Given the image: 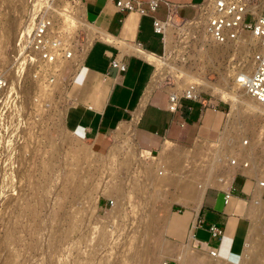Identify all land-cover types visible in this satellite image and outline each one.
<instances>
[{"label": "rangeland", "instance_id": "374dc122", "mask_svg": "<svg viewBox=\"0 0 264 264\" xmlns=\"http://www.w3.org/2000/svg\"><path fill=\"white\" fill-rule=\"evenodd\" d=\"M35 1L51 0H0V75L11 72L12 61L25 42L20 36L28 30L26 9ZM52 1L62 6L57 9L59 14L76 10L77 1L74 5L70 0ZM181 16L190 17L187 13ZM180 22L172 21L176 29L172 55L161 57L171 59L175 68L174 73H165L158 86L162 90L181 94L186 75L231 89L236 73L253 68L251 55L256 47L248 34L238 42L218 46L204 38L201 29L182 33L187 22ZM87 40L85 33L82 46ZM70 64L75 65V59ZM237 92L244 105H239L231 119L227 97L209 89L198 92L200 99L224 108L223 133L219 141L193 140L182 147H169L171 156L185 155L179 160L159 158L160 151L139 160L132 157L139 146L131 127L115 132L107 151L85 152L90 144L66 128L69 104L65 100H60L59 110L46 120L43 134L33 140L30 150L14 152V119L6 111L0 118V264H172L167 260L179 251L171 246L164 227L173 212L197 200L186 194L197 185L207 186L205 190L224 188L227 180L240 173L264 175V107L263 112L255 110L240 88ZM160 159L169 164L158 172ZM249 216L251 225L239 264H262L263 205ZM145 232L152 240L148 241L151 250L133 263L129 254L143 250ZM250 236L255 237L247 243ZM187 261L182 257V263ZM206 264L229 263L208 256Z\"/></svg>", "mask_w": 264, "mask_h": 264}, {"label": "crops", "instance_id": "0c3cea01", "mask_svg": "<svg viewBox=\"0 0 264 264\" xmlns=\"http://www.w3.org/2000/svg\"><path fill=\"white\" fill-rule=\"evenodd\" d=\"M82 2L85 20L92 27L88 37L91 44L66 88V128L90 144L93 151L103 153L115 132L131 127L142 150L149 156L160 151L159 158L168 160L186 158L175 153L171 156V146L182 147L193 140L219 141L226 118L221 105L182 99L178 109L171 112V93L160 87L149 90L156 72L150 57L165 54L164 38L154 31L152 16L161 22L168 17L190 20L206 0H162L152 16L145 13L148 0H133L134 8L138 6L144 13L118 12L113 0ZM183 13L190 17L182 18ZM112 61L123 62L126 70L119 72L111 66ZM251 175H234L228 188L206 189L198 201L168 217L165 233L179 251L168 262L206 264L209 248L217 250L219 260L241 262L251 225L249 212H259L256 203L264 209V190L257 184L264 175ZM226 192L232 196L224 204ZM209 225L223 231L220 241L211 239ZM182 257L188 261L182 263Z\"/></svg>", "mask_w": 264, "mask_h": 264}, {"label": "built area", "instance_id": "2783aa9c", "mask_svg": "<svg viewBox=\"0 0 264 264\" xmlns=\"http://www.w3.org/2000/svg\"><path fill=\"white\" fill-rule=\"evenodd\" d=\"M75 1L83 4L82 0H70L73 5ZM113 1L118 12L138 10L144 13L138 6L134 8L133 0ZM161 1L148 0L146 15L152 16ZM204 5L190 20L201 15L200 28L213 44L224 46L240 41L247 34L250 36L256 47L251 55L253 68L250 71L241 70L243 75L237 77L236 83L248 97L264 107V0H208V6L204 8ZM57 9H62V6L52 0L30 3L24 15V26L28 24L29 29L27 42L21 47L17 59L12 61L11 72L0 75V118L10 110L14 119V152L23 148L30 150L33 140L43 134L46 120L59 110L60 100L67 102L63 90L76 65L66 63L81 54L80 39L85 32L82 29L73 30L75 26ZM73 13L82 18L81 13ZM152 18L154 31L164 38L163 25L171 17L164 22ZM190 20H181L180 23ZM111 66L121 73L126 70L125 64L120 61H112ZM182 99L198 101L200 98L194 89L181 94L171 93L168 109L175 112ZM234 164L235 161L232 162ZM242 166L247 168L248 163ZM257 184L264 190V177ZM231 196L230 192L224 194V204ZM109 205L112 206L113 201H109ZM208 232L213 241H220L223 237V231L215 225H209ZM208 253L211 258L218 257L214 248H209Z\"/></svg>", "mask_w": 264, "mask_h": 264}, {"label": "bare ground", "instance_id": "6f19581e", "mask_svg": "<svg viewBox=\"0 0 264 264\" xmlns=\"http://www.w3.org/2000/svg\"><path fill=\"white\" fill-rule=\"evenodd\" d=\"M207 1L208 0H206V2H205V5L203 6L204 8L205 7H207L208 5H206L207 4ZM75 5H76V10H71V11H66V10H63V13H61L60 15H62V16H64L65 17V19L67 20V21H69V23L72 25V26H75L77 29H82L85 33H86V35H87V37H89V33H90V31H91V28L92 27H90L89 25H88V23L86 22V20H85V10H84V5L81 3V2H77V4L75 3ZM73 12H79V13H81V16H82V18H79L78 16H76V15H74V13ZM172 21L174 22V19H170L167 23H166V25H163V27H164V41H165V45H166V47H165V53H166V55L167 54H169L170 56L172 55V53H173V48H172V46H171V42H172V40H173V34H174V32H175V27L173 26V24H172ZM187 22V24L185 25V28L184 29H180V31L183 33V32H187V31H190V32H192L193 30H197V29H201L200 28V26H202V18H201V15L200 16H197V18L196 19H194V20H190V21H186ZM185 22V23H186ZM184 23V24H185ZM202 30V29H201ZM28 36H29V29L28 30H26L21 36H20V38H24V44L23 45H25L26 44V42H27V39H28ZM203 37L204 38H206L204 35H203ZM189 38V37H188ZM206 39H208V38H206ZM89 42V39L86 41V43L82 46L81 45V55H78L79 57L77 58V56H74V57H72L71 58V60L70 61H68L67 63H66V65L67 64H69L71 61H74V59H75V65H77L78 66V64H79V62L82 60V58H83V56H84V54H85V52H86V50H87V47L91 44V42L90 43H88ZM175 44V43H174ZM176 46H178L177 44H176ZM175 51V50H174ZM176 52V51H175ZM176 56V55H175ZM81 58V60L80 61H78L79 59ZM150 59L153 61V63L155 64V66H156V72H155V74H154V77H153V79H152V82H151V84H150V87H149V90H151V89H153L154 87H158L159 85H160V83L165 79V73H174V66H173V62L171 63L170 62V60H169V58L167 59V58H161V57H154V56H151L150 57ZM172 61V60H171ZM200 61H201V59H200ZM71 65V64H70ZM175 65V64H174ZM72 66V65H71ZM76 66V67H77ZM75 67V68H76ZM168 71V72H167ZM241 75H243L242 74V72H238V73H236L235 74V76H234V79H233V84H232V87H231V89H227V88H220V86L218 87V86H216V85H213V84H211V83H209L208 81H206L205 79H200V78H196V77H193V76H191V75H186V77H185V81H184V90L183 91H185V90H188V89H194V93L196 94V93H198L199 91H201L202 89L203 90H205V91H207V89H209V90H211V91H213V92H217V93H221V94H223V96L224 97H227L229 100H230V105H231V111H230V114H229V118L231 119L233 116H234V114L238 111V108H239V105L240 106H242V105H244V100H243V98H242V96L240 95V94H238V92H237V89H239L240 88V86L236 83L237 81H236V79H237V77H240ZM69 83V82H68ZM65 89V88H64ZM181 89H183L182 87H181ZM241 89V88H240ZM240 91V90H239ZM64 92H65V90H64ZM63 92V93H64ZM182 92V91H181ZM242 92L244 93V95L251 101L250 102V105L252 106V108H254L255 110H260V111H262L263 112V106H261L259 103H257L256 101H254L253 99H251L250 97H248L247 95H246V93L242 90ZM148 93V92H147ZM146 93V94H147ZM174 93V92H173ZM145 96H147V95H145ZM246 143V142H245ZM92 147V146H91ZM91 147H89V148H87L86 150H85V152L87 151V152H94L92 149H91ZM145 150V149H144ZM144 150H142L140 147H139V149H138V151H137V153L136 154H134V156H132V157H135L137 160H139L142 156H146V155H148ZM131 156V155H130ZM132 157H128V160L127 161H129L130 160V158L132 159ZM134 159V158H133ZM135 160V159H134ZM251 160V159H250ZM131 161V160H130ZM165 160H163V159H160V161L157 163V171L158 172H160V171H164V170H166L167 168H168V164H167V162H164ZM131 163V162H130ZM167 164V165H166ZM260 179V178H259ZM208 180V179H207ZM260 180H258V182H259ZM230 182H231V180H227L226 181V185H225V187L224 188H228L229 187V185H230ZM180 189H181V187H179ZM196 189H195V191H193L192 192V190H191V194L189 193V195L188 194H186L185 196L187 197H189V196H191V198L193 199H200L201 197H202V195H203V193L205 192V188H207V186L206 187H202V186H200V185H197L196 187H195ZM183 191H184V186H183ZM185 193H187V191H184ZM182 195V194H181ZM183 197V196H182ZM181 197V198H182ZM184 198V197H183ZM190 198V199H191ZM184 199H186V198H184ZM187 200H188V198H187ZM183 201V200H182ZM186 201V200H185ZM198 201V200H197ZM258 201V200H257ZM179 202V201H178ZM187 202V201H186ZM193 203V202H192ZM185 204V203H184ZM254 204V203H253ZM261 205L262 204H260V203H256L255 204V209H256V211H257V209H258V211L259 210H261ZM142 231V230H141ZM140 232V231H139ZM147 232H149V231H147ZM143 233H144V230H143ZM255 234V233H254ZM257 234V233H256ZM137 235V234H136ZM139 235V234H138ZM140 235H142V234H140ZM144 235V234H143ZM141 237V236H140ZM145 237H146V242H143V243H145V246H144V248H143V250H141V251H139V250H134L133 252H130V254H129V257H128V260L129 261H132L133 263H137V261L138 260H140V259H143V256L145 255V254H147L148 252H150V248H151V246L148 244V241L150 240L151 242H152V240H151V238L149 237V234L148 233H146L145 232ZM253 237H255V236H253ZM253 237L251 238V236L249 237V239H248V242L247 243H251V241H253L252 239H253ZM259 237V236H258ZM257 237V238H258ZM132 238V237H131ZM135 238V237H134ZM137 239V238H136ZM135 240V239H134ZM258 241H259V239H257ZM141 241V240H140ZM135 243V242H134ZM137 243H138V241H137ZM254 244V243H253ZM127 245V244H126ZM125 245V246H126ZM131 245V244H130ZM133 245V244H132ZM136 245V244H135ZM138 245V244H137ZM142 245V244H141ZM154 245H155V242H153V247H154ZM136 247V246H135ZM126 248H127V246H126ZM136 248H138V247H136ZM259 248V247H258ZM131 249H133V248H131ZM254 249V248H253ZM127 251V250H126ZM130 251H132V250H130ZM124 253V252H123ZM153 253V252H152ZM124 254H126V252L124 253ZM155 254V253H154ZM260 255V254H259ZM251 256V255H250ZM125 257V256H124ZM145 257H146V255H145ZM155 259V258H154ZM263 260H264V258H263ZM123 261V260H122ZM158 261V260H157ZM126 263V262H125ZM157 263H159V262H157ZM261 263V262H260ZM100 264H103V261L102 262H100ZM105 264H112V263H110V262H108V261H106V263ZM141 264V263H140ZM150 264V263H149ZM156 264V263H155ZM262 264H264V263H262Z\"/></svg>", "mask_w": 264, "mask_h": 264}]
</instances>
